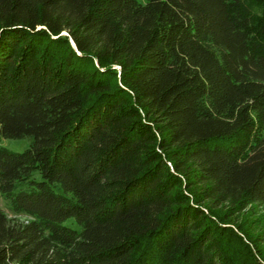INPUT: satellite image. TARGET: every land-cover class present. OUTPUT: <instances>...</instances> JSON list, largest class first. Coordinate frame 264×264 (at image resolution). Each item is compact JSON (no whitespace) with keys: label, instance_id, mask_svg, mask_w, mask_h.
<instances>
[{"label":"trees","instance_id":"obj_1","mask_svg":"<svg viewBox=\"0 0 264 264\" xmlns=\"http://www.w3.org/2000/svg\"><path fill=\"white\" fill-rule=\"evenodd\" d=\"M0 197V264H264V0H0Z\"/></svg>","mask_w":264,"mask_h":264},{"label":"rangeland","instance_id":"obj_2","mask_svg":"<svg viewBox=\"0 0 264 264\" xmlns=\"http://www.w3.org/2000/svg\"><path fill=\"white\" fill-rule=\"evenodd\" d=\"M31 138L25 136L23 138H3L1 140V145L13 150V151H23L30 144ZM0 207L9 215L12 216V213L7 208L5 201L0 197ZM219 212L221 211L228 216V221L231 224L239 225L241 228L246 230L250 236L255 239L259 246L264 251V242H261V239L258 240L257 236L261 233L264 228V210L257 205H250L245 209L239 211L238 209H229V205H220L217 207ZM73 219L66 220L64 224L70 225L73 224V227L78 228V226L73 222Z\"/></svg>","mask_w":264,"mask_h":264}]
</instances>
